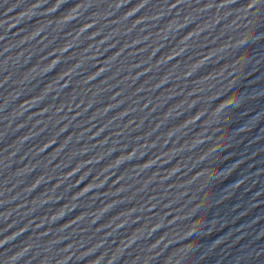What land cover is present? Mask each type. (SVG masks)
<instances>
[{
  "label": "water",
  "instance_id": "1",
  "mask_svg": "<svg viewBox=\"0 0 264 264\" xmlns=\"http://www.w3.org/2000/svg\"><path fill=\"white\" fill-rule=\"evenodd\" d=\"M0 264H264V0H0Z\"/></svg>",
  "mask_w": 264,
  "mask_h": 264
}]
</instances>
